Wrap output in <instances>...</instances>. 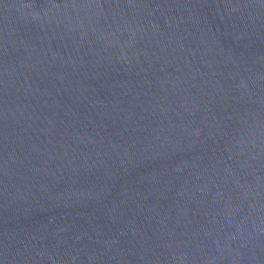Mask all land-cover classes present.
<instances>
[{
  "label": "water",
  "instance_id": "1",
  "mask_svg": "<svg viewBox=\"0 0 264 264\" xmlns=\"http://www.w3.org/2000/svg\"><path fill=\"white\" fill-rule=\"evenodd\" d=\"M0 264H264V0H0Z\"/></svg>",
  "mask_w": 264,
  "mask_h": 264
}]
</instances>
